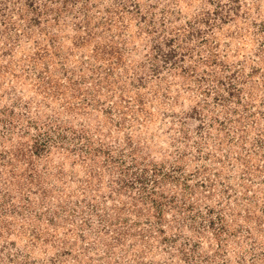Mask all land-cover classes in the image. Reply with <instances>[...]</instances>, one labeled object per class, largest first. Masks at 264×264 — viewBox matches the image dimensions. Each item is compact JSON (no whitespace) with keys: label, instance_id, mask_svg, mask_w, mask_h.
<instances>
[{"label":"clouds","instance_id":"9594fccd","mask_svg":"<svg viewBox=\"0 0 264 264\" xmlns=\"http://www.w3.org/2000/svg\"><path fill=\"white\" fill-rule=\"evenodd\" d=\"M0 264H264V0H0Z\"/></svg>","mask_w":264,"mask_h":264}]
</instances>
